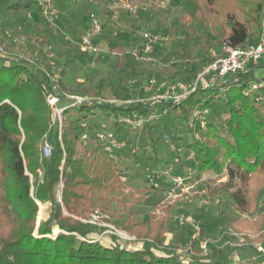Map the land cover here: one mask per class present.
Segmentation results:
<instances>
[{"label": "trees", "instance_id": "16d2710c", "mask_svg": "<svg viewBox=\"0 0 264 264\" xmlns=\"http://www.w3.org/2000/svg\"><path fill=\"white\" fill-rule=\"evenodd\" d=\"M182 1L172 0L171 4ZM193 2L194 10L181 20L195 22L202 29L199 38L205 49L221 50L225 44L243 46L248 44L250 34L262 27L264 0ZM65 5L68 4L63 3L60 8ZM11 9L32 12L35 5L18 1ZM195 36L196 30L191 29L190 38ZM110 50L123 53L118 44ZM195 50L196 46L179 54L168 53L161 63L176 69L178 60L193 62ZM118 64L123 65L121 59ZM262 68L263 62L251 64L246 71L227 76L216 86L199 89L180 104L163 102V108L156 111L166 110V115L170 110L180 112L189 123L191 113L198 107L212 109L215 102L225 98V111H214L213 117L205 119L201 136L196 135L198 118H194L188 129L192 141L186 148L190 151L195 178H202L206 173L220 176L226 172V183L213 192L223 190L237 211L251 216L260 208L264 194V88L247 91L255 83L250 77ZM44 73L49 76L48 82L42 78L46 77ZM53 77L48 65L43 69L26 60L9 62L0 57V264H225L214 261L220 253H213L209 260L197 257L186 261L169 251L164 241L171 209L162 218L151 213L141 221L136 213H130L117 223L146 248L128 249L119 243L106 245L93 238L92 235L102 233L103 229L84 223L83 219L99 210L114 220H121V215L148 190L144 187L127 191L126 182H134L138 172L120 164L121 152L130 145L144 147L145 137L151 135L153 125L166 115L132 128L120 119L134 115L148 117L154 112L152 103L136 105L92 100L76 107L81 115L76 121L66 118L71 109L63 112L60 133L53 124L48 95L58 89L61 92L57 97L61 100V95L65 94L97 97L101 91L72 89L62 79L57 81ZM115 94L118 96V90ZM64 102L67 100L59 101L62 105ZM63 107L66 106L59 108ZM94 110L113 117L114 133L126 143L125 148L107 151L96 136L84 132L83 123L89 113L95 114ZM163 132L171 144L180 147L183 139L177 132L171 131L168 125H164ZM84 134L89 135L87 143L82 141ZM134 151L138 153L137 147ZM152 151L156 152L153 142ZM143 164L135 161V168ZM157 166L143 167L148 173ZM145 182L148 185L147 178ZM40 205H49L48 218L38 223ZM236 223L240 230L254 236L249 238L250 243L264 244V213L251 221L239 219ZM56 228L59 233L55 235Z\"/></svg>", "mask_w": 264, "mask_h": 264}, {"label": "rangeland", "instance_id": "374dc122", "mask_svg": "<svg viewBox=\"0 0 264 264\" xmlns=\"http://www.w3.org/2000/svg\"><path fill=\"white\" fill-rule=\"evenodd\" d=\"M18 1L29 2V0H0L2 26L0 43L4 50L3 53H0V57L9 62L26 60L31 65L43 69L45 65H48L54 74L53 78L57 81L62 79L72 89L101 91V95L97 97H81L75 94L61 95V100L65 99L67 103L64 102L63 105L59 103L58 107L71 105L75 101L74 98H83L91 99L90 101L116 104L152 103V111L156 112L163 108L164 102H155L157 95L165 94L168 88L178 83H184L188 86L195 83L214 61V55H218L221 51L215 48L205 49L199 38L202 29L195 22L187 23L181 20L194 10L193 0L174 2L167 7L162 6L163 0H122L120 2V7L123 4L140 7H143L144 4L148 5L147 11L141 10L138 15L128 11H118L115 15L109 8V5L116 4L114 0H76L70 5L62 6L57 19L53 22L44 19L39 9L32 12L26 9H11V6ZM92 16L100 17L105 22V30L96 42L102 49V53L98 57L81 54L78 51L79 40L86 32ZM191 29L196 30L194 38H190ZM263 29L264 14L262 27L250 34L248 44H255ZM143 31L160 35L163 38L155 48L154 62L151 64L139 63L127 53L140 43L139 33ZM116 44L121 46L123 53L119 54L110 50ZM195 46L193 62L178 60L176 69L161 63V59L168 53L179 54L185 49H191ZM119 59L123 62L122 66L118 64ZM260 62L264 63V56ZM44 74L46 75V73ZM209 77L210 75L206 76L207 79ZM42 78L45 82L49 81L47 75ZM250 79L252 82L264 81V68L256 71L254 77H250ZM149 80H156L159 85H162V88L145 93L143 87ZM116 90H118V96L115 94ZM55 91L56 93L49 94L48 98L50 95L54 97L60 95L61 91L58 89ZM199 97L201 96L199 95ZM57 99L60 100L58 97ZM143 99L150 100L143 103L141 102ZM224 102L225 98L223 97L213 104L212 109L203 106L198 107L195 112L191 113L189 123L183 120L180 112L173 113L170 110L168 115L153 125L151 137H145L144 147L130 145L129 150L121 152L120 164L138 172L134 182H126L127 191L134 192L144 187H148V190L143 194L142 199L130 206L125 214L121 215V220H114L110 216L100 213L106 223L122 231L121 236L111 234L107 229L99 227L103 229V232L92 235L93 238L101 240L106 245L119 243L128 249H136L133 246L137 245L146 248L143 242L136 241L135 236L120 229L117 223L119 224L130 213H136L141 221L147 219L151 213L162 218L166 216L167 210L171 209L172 217L167 226L164 242L169 251H174L182 259L187 261L197 257H205L209 260L213 253H220V257L214 261L225 262V264H231L233 261L238 262V264H264V254L258 253L255 248L256 245L264 247V244L260 242L250 243L249 238L253 239L254 236L247 230H240L242 228L236 223L239 219L251 221L257 215L264 213V194L260 208L251 216L237 211L233 206V201L223 190L213 192L215 188L226 183L228 179L226 172L220 176L211 173L204 174L202 178L196 179V181L202 179L196 185L199 193L193 190L192 195L184 193L182 197L174 200L168 199L164 194L169 186L167 180L160 182L155 188H149L145 182L147 172H145L144 167L148 169L150 164L159 166L170 164L179 171L186 173L194 169L192 159L189 157L190 151L186 148V145L192 141V134L189 133L188 129L192 127L194 118H198L195 132L197 136L203 135L205 119L213 117L214 111L223 113L225 111ZM262 104L263 101L260 102L259 106ZM49 105L53 111L54 127L58 126L61 133L63 119L61 116L60 121V111H56L55 107L52 108V105ZM262 111L264 112V109ZM196 112L198 113L197 116L195 115ZM94 113H89L87 121L82 122L86 130L84 132L96 136L97 133L105 130L115 131L114 120L111 115L100 110H94ZM80 116L78 108H75L69 110L66 118L76 121ZM164 125H168L171 131L177 132L182 137L183 140L179 142L180 147L171 144V141L169 142L166 138L167 134L163 132ZM152 142L156 145V152L152 151ZM89 147L92 148V146ZM136 147L138 155L134 153ZM155 156L157 159L154 158ZM135 161H138L139 164L144 163V167L141 165L138 166V169L135 168ZM196 181L193 180L188 185H192L193 182L195 184ZM61 187L58 192L59 199ZM202 200L207 202L205 206H200ZM113 207L116 208V204ZM48 208L49 205H40L38 223L48 218ZM97 211L99 212V210ZM183 216L194 219L197 225L193 226L190 223L181 225L178 219ZM56 229L55 235L59 233V230ZM245 246L246 249L242 248ZM251 246L254 250L251 249ZM156 253L161 255L160 251H156Z\"/></svg>", "mask_w": 264, "mask_h": 264}, {"label": "built area", "instance_id": "2783aa9c", "mask_svg": "<svg viewBox=\"0 0 264 264\" xmlns=\"http://www.w3.org/2000/svg\"><path fill=\"white\" fill-rule=\"evenodd\" d=\"M76 0H29L30 3L35 5V9H39L41 12V16L48 20L49 22H53L57 19L60 12V5L63 3H67L68 5L71 2ZM181 1V0H176ZM120 2L122 0H114L113 6L109 5L111 12L115 15L119 10L128 11L131 14L138 15L139 11H147L148 5L140 6H125L123 4L120 7ZM172 3V0H163V5L165 7L169 6ZM114 15V16H115ZM104 24L105 22L100 17L92 16L91 22L86 29V32L81 36L79 40V51L84 54L94 55L96 57L100 56L102 53V49L97 45V40L104 32ZM1 21H0V33H1ZM140 35V43L135 46L131 51L127 52L130 54L135 61L139 63L151 64L154 62V51L157 44L163 39L160 35L153 34L147 31H143L139 33ZM3 46L0 43V53H3ZM264 56V29L261 31L259 38L255 44H245L240 47H233L230 44H225L218 55H214V61L208 66L206 71L200 75L195 83L192 85H186L184 83H178L175 86H172L167 89L165 94L157 95L155 102L164 101V102H173L174 104H180L183 99L188 96L196 93L199 89H209L213 86H216L222 83V79H225L227 76L244 72L246 71L251 64L259 63ZM208 74V75H206ZM210 77L207 79L206 76ZM162 85H159L156 80H149L146 85H144L143 89L145 93H149L155 89L160 90ZM261 88H264V81L259 83H253L248 89V93L255 92ZM152 98V97H151ZM150 98V99H151ZM75 101L71 105L68 104L66 107L59 108V101L57 97L50 95L48 100L49 104L52 105V108L55 107L56 111H60V121L61 116L65 110H69L72 108L79 107L84 102H90L89 99L83 98H74ZM150 99H143L141 102L146 103ZM166 110L157 113L152 112L148 117L136 116L134 117H125L120 119L121 122L129 125L132 128L141 127L145 122H151L158 120L161 116L166 115ZM197 112L195 115L197 116ZM88 134H84L82 136V141L87 143ZM96 138L99 142L103 143L104 148L107 151L113 152L117 149H122L126 147V143L124 141H120L114 132L112 131H102L97 133ZM48 154V151H46ZM195 169H191L188 173H181L177 170L173 165L166 164L160 165L157 167L151 168L147 173V183L150 187H157L160 182L167 180L169 186L165 190V196L168 199H176L182 197L185 194L192 195L191 192L196 190V193L199 191L196 189V185L202 181L197 180L195 178ZM192 185H188L193 180ZM207 202L202 200L200 202V206H205ZM181 225L185 223H190L193 226H196V221L194 219L188 217H181L178 219ZM82 222L92 224L98 227H102L108 230L109 233L114 235H120L122 231L116 229L113 225L106 223L103 219V216L100 212L96 211L90 214L86 219H83ZM128 238V237H126ZM206 248V246H204ZM256 251L260 254H264V247L262 245L255 246ZM205 252L207 250L205 249ZM231 264H238V262L233 261Z\"/></svg>", "mask_w": 264, "mask_h": 264}, {"label": "crops", "instance_id": "0c3cea01", "mask_svg": "<svg viewBox=\"0 0 264 264\" xmlns=\"http://www.w3.org/2000/svg\"><path fill=\"white\" fill-rule=\"evenodd\" d=\"M4 37V36H3ZM17 40V39H16ZM134 248H141V245L133 246Z\"/></svg>", "mask_w": 264, "mask_h": 264}]
</instances>
